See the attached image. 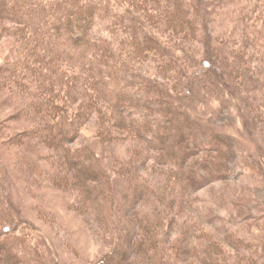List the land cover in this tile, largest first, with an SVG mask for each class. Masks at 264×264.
<instances>
[{"label": "rangeland", "instance_id": "rangeland-1", "mask_svg": "<svg viewBox=\"0 0 264 264\" xmlns=\"http://www.w3.org/2000/svg\"><path fill=\"white\" fill-rule=\"evenodd\" d=\"M239 1L207 15L196 44L173 40L162 23L151 26L191 62L184 77L194 91L185 100L204 130L234 135L237 154L226 174L197 186L179 160L162 161L161 151L124 127L120 113L102 100L74 132L66 138L55 133L54 146L46 143L32 107L39 89L36 57L27 71L20 68L29 85L10 77L0 86V242L14 244L30 231L46 264H120L127 254L130 264H209V258L264 264V1ZM250 4H260V11L257 25L247 28L238 13ZM22 38L0 30V67L19 57ZM68 62L71 70L78 68ZM237 65L242 73L234 71ZM160 78L173 87L170 76ZM30 128L34 136L26 134ZM93 148L96 165L87 158ZM82 170L92 177L101 171L92 192L83 185ZM13 219L18 224L10 234L5 226ZM239 237L249 243L235 245ZM14 258L12 252L1 261Z\"/></svg>", "mask_w": 264, "mask_h": 264}, {"label": "trees", "instance_id": "trees-1", "mask_svg": "<svg viewBox=\"0 0 264 264\" xmlns=\"http://www.w3.org/2000/svg\"><path fill=\"white\" fill-rule=\"evenodd\" d=\"M205 1L0 0V30L22 33L23 37L19 57L0 67V86L10 77L25 82L24 86L29 85L28 74L24 76L20 68L27 71L37 57L38 63H34L40 64V72L34 84L39 89L35 90L32 107L39 111L37 129L43 132L46 143L54 146L55 133L66 138L75 131L83 116L98 107L99 101H106L120 113L124 127L160 150L162 161L179 160L181 166L189 170L191 181L200 186L231 168V159L237 154L236 140L230 133L223 135L204 130L200 117L185 100L194 91V84L189 85L184 77L191 62L182 54L183 50H174L151 26L162 23L173 40L196 44L201 30L207 26V15H216L219 6L239 0H209L213 5L211 10L206 8ZM250 5L249 10L241 9L238 13L247 28L255 23L260 11V4ZM138 7L145 13H140ZM102 23L107 24L106 30H102ZM223 39L225 43L226 38ZM239 57L241 61L246 60L244 54ZM68 61L78 68L71 70L66 66ZM205 61L210 59L205 58L203 63ZM147 64L154 70H146ZM237 69L238 73L243 72L238 65L234 71ZM162 74L175 80L173 87L160 78ZM184 86L186 89L182 91ZM79 100L81 105L77 104ZM73 107L75 111L71 110ZM1 131L2 137L5 130L1 128ZM36 133L35 129L26 130L29 136ZM94 151V148L88 151L91 156L87 157L92 165L100 163ZM66 152L71 160L76 159L77 156ZM203 153L205 156L199 158ZM81 174L84 187L92 192L91 182L101 176V171L93 177L83 170ZM16 224L14 219L6 224L7 232L13 233ZM16 241L14 244L0 242V264H46L30 231L16 237ZM233 243L243 246L249 242L239 237L234 238ZM12 252H15L14 261L3 263L1 260L8 259ZM130 262V254H127L120 264ZM207 262L219 264L215 258Z\"/></svg>", "mask_w": 264, "mask_h": 264}]
</instances>
